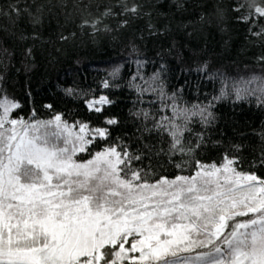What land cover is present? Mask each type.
<instances>
[{"label": "trees", "instance_id": "obj_1", "mask_svg": "<svg viewBox=\"0 0 264 264\" xmlns=\"http://www.w3.org/2000/svg\"><path fill=\"white\" fill-rule=\"evenodd\" d=\"M241 4L246 0H0V98L20 104L13 118L59 114L69 125L107 128V140H95L77 159L116 145L141 157L132 167L149 179H171L191 175L196 161L220 165L227 156L237 170L264 178V97L236 93L264 83V17ZM253 77L255 84L244 83ZM100 96L111 103L89 111L86 101ZM173 105L207 109V121L192 117L184 133L190 156L169 155L170 137L154 129L160 117H172Z\"/></svg>", "mask_w": 264, "mask_h": 264}, {"label": "snow or ice", "instance_id": "obj_2", "mask_svg": "<svg viewBox=\"0 0 264 264\" xmlns=\"http://www.w3.org/2000/svg\"><path fill=\"white\" fill-rule=\"evenodd\" d=\"M245 6L264 17V0ZM257 92L264 97V83L236 89L237 99ZM110 103L86 101L97 113ZM19 107L0 98V264H264V178L237 170L227 156L220 165L196 161L191 175L171 179H149L132 167L141 157L116 145L77 159L107 140L108 129L69 125L59 114L13 118ZM206 112L173 105L172 117L156 121L154 129L170 137L169 155H191L184 133L192 117L206 122Z\"/></svg>", "mask_w": 264, "mask_h": 264}, {"label": "rangeland", "instance_id": "obj_3", "mask_svg": "<svg viewBox=\"0 0 264 264\" xmlns=\"http://www.w3.org/2000/svg\"><path fill=\"white\" fill-rule=\"evenodd\" d=\"M52 118H50V119H44V120H40V121H47V120H51ZM25 120H37V119H25ZM74 130L78 131V129H74Z\"/></svg>", "mask_w": 264, "mask_h": 264}]
</instances>
